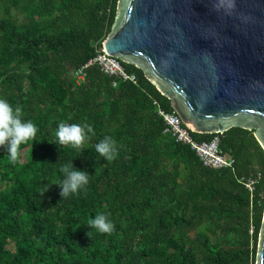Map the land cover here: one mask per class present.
Instances as JSON below:
<instances>
[{"label":"trees","instance_id":"obj_1","mask_svg":"<svg viewBox=\"0 0 264 264\" xmlns=\"http://www.w3.org/2000/svg\"><path fill=\"white\" fill-rule=\"evenodd\" d=\"M117 1L0 0V99L38 128L17 162L0 147V264H255L264 151L253 130L191 132L218 137L233 158L212 168L164 131L157 111L173 112L170 100L141 69L120 61L132 82L91 64L75 82ZM61 122L92 126L82 152L57 143ZM105 136L116 143L111 161L95 148ZM70 162L89 182L61 198L60 166ZM98 214L114 224L110 234L88 227Z\"/></svg>","mask_w":264,"mask_h":264},{"label":"water","instance_id":"obj_2","mask_svg":"<svg viewBox=\"0 0 264 264\" xmlns=\"http://www.w3.org/2000/svg\"><path fill=\"white\" fill-rule=\"evenodd\" d=\"M98 50L141 69L194 132L246 128L264 151V0H118Z\"/></svg>","mask_w":264,"mask_h":264},{"label":"clouds","instance_id":"obj_3","mask_svg":"<svg viewBox=\"0 0 264 264\" xmlns=\"http://www.w3.org/2000/svg\"><path fill=\"white\" fill-rule=\"evenodd\" d=\"M23 112L20 106L13 108L6 100L0 99V147L7 145V152L10 160L15 163L20 154V145L28 141H34L38 132L37 126L32 121L22 120ZM94 135L91 125L84 124H66L61 122L56 131L57 143L60 146L71 145L74 148L83 150V145ZM96 152L111 161L117 156L115 141L105 136L103 140L95 146ZM60 172L64 174L65 179L57 186L61 189V198H67L70 194H76L81 188L89 182V174L83 170H77L73 164L67 163L60 166ZM48 190L44 186L40 193L42 196ZM89 228H95L100 233L110 234L114 230V224L108 220L107 215L98 214L89 221ZM88 236V232L86 233Z\"/></svg>","mask_w":264,"mask_h":264},{"label":"built area","instance_id":"obj_4","mask_svg":"<svg viewBox=\"0 0 264 264\" xmlns=\"http://www.w3.org/2000/svg\"><path fill=\"white\" fill-rule=\"evenodd\" d=\"M97 64L100 70L109 76L117 77L121 80H129L134 82L135 76L127 73L116 57L107 55L104 50L99 51L96 46V54L89 59L81 67L74 70L73 75L77 84L84 80V68L88 65ZM113 85L115 82L112 83ZM157 113L162 117L165 128L164 131L170 133L176 141L183 142L195 151L202 163L212 168L231 167L233 158L223 153L218 147V137H213L208 141H196L193 139L190 127L185 125L177 114L173 112H165L158 109ZM252 181L246 183V187L251 190Z\"/></svg>","mask_w":264,"mask_h":264}]
</instances>
